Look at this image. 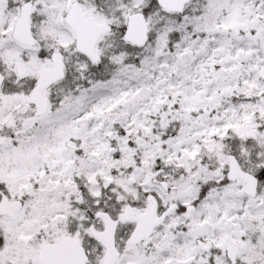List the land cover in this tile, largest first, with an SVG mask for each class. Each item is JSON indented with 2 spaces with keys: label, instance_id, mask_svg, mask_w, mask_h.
I'll return each instance as SVG.
<instances>
[{
  "label": "snow or ice",
  "instance_id": "snow-or-ice-1",
  "mask_svg": "<svg viewBox=\"0 0 264 264\" xmlns=\"http://www.w3.org/2000/svg\"><path fill=\"white\" fill-rule=\"evenodd\" d=\"M0 264H264V0H0Z\"/></svg>",
  "mask_w": 264,
  "mask_h": 264
}]
</instances>
